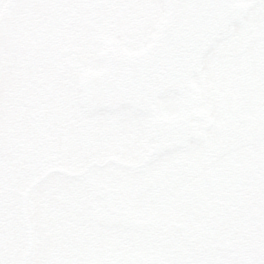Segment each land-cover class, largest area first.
<instances>
[{"label":"rangeland","instance_id":"1","mask_svg":"<svg viewBox=\"0 0 264 264\" xmlns=\"http://www.w3.org/2000/svg\"><path fill=\"white\" fill-rule=\"evenodd\" d=\"M232 1L235 6L245 8V12L241 20L229 26L228 36L237 41L239 33L251 30L263 38L264 0ZM31 2L0 0V63H3L0 64V264H21L26 252L29 253L26 264H118L128 259L137 264H264V214L262 219L245 225L244 217L248 211L226 223L225 238L220 242L233 247L231 253H221L210 260L187 257L177 263L176 255L170 246L160 242L159 234L169 222H180L176 215L180 213L177 202L183 195L180 187L192 184L196 178H204L210 170L221 166V149L216 144L205 143L208 140L190 142L184 150L155 158L140 175L133 172L126 175L110 166L108 162L116 156L117 148L130 152L132 163L141 162L149 147L146 131L138 124L141 129L135 128L133 134L124 137L119 134H113L115 138L98 136V117L103 113L84 111L79 84L84 72L96 73L101 70V64L99 60L90 59L93 53L89 51L91 43L86 33L81 35L82 42L79 40L80 25L63 39V50L74 53L69 59L72 64H63L72 65L71 69L60 74L62 69L58 66L56 69L26 60L28 46L45 39L46 9L41 4L32 7ZM117 2H121V6L117 7L114 0L107 8L117 25L112 35L103 34L104 41L111 40L119 52L139 53L163 22L167 13L165 2ZM126 4L129 7L123 10ZM126 26L131 32L125 35L122 28L126 29ZM146 32L147 40L143 45ZM92 37L96 40L94 34ZM68 41L69 45L66 44ZM215 46L203 55L192 77L199 93L198 109L204 111L205 121L211 126L226 121L231 95L239 97L241 93L238 90L227 96L223 95V90L221 95H213L222 79L217 75L218 71L232 59L226 53L225 44L219 45L217 52H214ZM102 50L103 42L98 41L95 51L99 55ZM229 67L236 88L237 60L233 58ZM5 71L10 80L2 77ZM223 82L219 83V90H222ZM250 97L248 95V99ZM179 100L171 94L159 99V114L165 118L177 117ZM244 101L240 100L239 106ZM161 104L163 107L158 106ZM122 111L125 110L116 112L118 126H125L126 121L141 123L146 120L144 116L121 114ZM36 119L37 123L34 122ZM109 121L106 119L103 124L106 126ZM79 123L87 124L91 132L88 129V134L77 135ZM87 166L90 167L82 174L87 176L91 171L88 176L97 178L106 188L111 187L107 197L114 195L133 219L129 228L98 223L94 217L105 214L106 204H92V195L82 181L52 172L74 174ZM49 171L26 197L25 216L32 236L29 250L27 231L21 221L22 198L26 190ZM154 171L164 172V183L142 191L138 179ZM120 184L127 186L117 187ZM182 221L188 228L196 223L193 218ZM247 231L249 239L242 236Z\"/></svg>","mask_w":264,"mask_h":264},{"label":"flooded vegetation","instance_id":"2","mask_svg":"<svg viewBox=\"0 0 264 264\" xmlns=\"http://www.w3.org/2000/svg\"><path fill=\"white\" fill-rule=\"evenodd\" d=\"M115 1L117 7L121 6V2ZM110 3H114V0H32V7L41 4L46 9L43 32L45 39L28 46L29 53L33 51L34 53H25L26 57L35 63L45 59L50 60V63L57 62L58 65L64 58L56 54L57 45L76 25H80L79 40L82 42L81 35L86 33L85 36L90 39L91 43L88 45L89 51L93 53L90 59L97 62L98 53L95 50L98 48V41L99 43L103 42V52L112 48V44L104 42L103 38L104 33L112 35L116 28L114 17H111L107 11ZM126 5L123 10L129 7V4ZM128 29L129 27L126 26V30L131 32ZM147 33L143 36V43L147 40ZM93 34L96 40L93 39ZM238 35L237 41L235 38L225 36L214 47V52H217V49L221 47L219 45L223 46L225 44L226 53L232 59H228L223 70L218 71L217 75H223L221 80L223 82V79H225V81L222 90L215 88L213 95L217 97L218 94L221 95L223 90L226 92L223 95L227 96L238 90L241 92L239 97L231 95V105L226 111V121L224 123L211 126L209 122L205 121L204 111L198 109L200 99L197 90L194 91V97L189 104V111L186 109L188 104L184 102L182 97L171 94L180 99L177 117L173 119H184L187 116L189 118L199 117L198 122L193 119L189 120L200 134L198 142L208 140L205 143L216 144L221 149V155L219 156L222 158L221 166L210 170L204 178H196L192 184L180 187V193L183 195L177 202L180 213H176L177 217L180 218V222H169L167 227L159 234L160 242L171 247L176 255L177 263L187 257L210 260L215 255L225 252L231 253L234 248L227 243L220 242L225 238L228 220L248 211L244 220L245 225H249L262 219L264 214V36L261 38V35H257L251 30ZM66 44L69 45V41ZM95 44L97 45L95 46ZM233 58L238 62L236 88L235 82H233L234 75L232 76L229 67ZM95 64L98 65V63ZM8 76L6 74V81L10 80ZM233 86L234 89H232ZM5 88H7V85ZM248 95H251L249 99ZM164 97H167V95L159 99ZM158 100L154 104L155 114L157 117L163 118L158 111ZM240 100H245L241 106H239ZM121 110H125L120 112L121 114L125 113V115H133L138 118L144 116L146 120L141 123L126 121L125 126H118L117 121H119V118L116 112ZM87 113L91 114L90 112ZM98 113H103V115L99 114L98 117V136L102 134L106 137L115 138L116 136L113 134H116L124 137L133 134L135 128L141 129L138 126L139 124L146 131L148 144L151 143L152 115L149 112H136L130 108L122 107L114 111H98ZM106 119L110 121L105 126L103 123ZM34 122L37 123V119ZM185 127L187 126L181 125L177 138L173 136L162 142L176 146L177 140L181 139L182 135H185V138H192L191 136H193L195 130L191 129V135ZM76 129L77 135H80L81 132L88 134L89 127H87V124L79 123ZM41 134L43 135L44 132ZM110 138L105 139L110 140ZM190 142L191 140L184 144L185 149ZM117 149L124 150V148ZM115 157L111 159L115 160ZM143 160L138 164L132 163V167L136 169L133 172L134 175L145 173L142 170L150 164V161L144 164ZM163 174L164 172L154 171L149 172L148 176L140 177L138 180L143 187L142 191L161 185L162 178H164ZM84 182L91 191L96 192L94 203L106 204L107 209L108 206L111 207L112 202L105 200L104 195L111 189L100 185V180L95 177L84 179ZM124 186L127 185H117L120 188H124ZM115 205L119 207V202L116 201ZM111 214L120 216V213L115 211L114 208L111 209ZM189 218L196 220L195 226L192 228H188L185 222H181V220ZM242 236L249 239L250 234L245 232L242 233Z\"/></svg>","mask_w":264,"mask_h":264},{"label":"water","instance_id":"3","mask_svg":"<svg viewBox=\"0 0 264 264\" xmlns=\"http://www.w3.org/2000/svg\"><path fill=\"white\" fill-rule=\"evenodd\" d=\"M230 1L167 0L169 13L152 46L140 56L105 60V72L81 83L83 104L90 110L120 105L143 110L170 90L190 96L188 77L198 58L239 16ZM156 123L167 131L176 124Z\"/></svg>","mask_w":264,"mask_h":264},{"label":"clouds","instance_id":"4","mask_svg":"<svg viewBox=\"0 0 264 264\" xmlns=\"http://www.w3.org/2000/svg\"><path fill=\"white\" fill-rule=\"evenodd\" d=\"M158 106L163 107L162 104ZM114 154L116 155V159L108 162L110 166L125 173H131L136 171V169L132 167V156L130 152L120 151L119 149H117L115 150ZM124 162L128 163L125 164Z\"/></svg>","mask_w":264,"mask_h":264}]
</instances>
